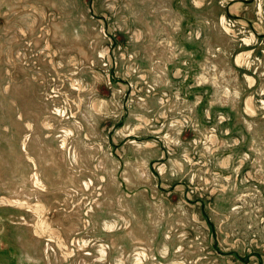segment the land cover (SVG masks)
<instances>
[{"label": "rangeland", "instance_id": "374dc122", "mask_svg": "<svg viewBox=\"0 0 264 264\" xmlns=\"http://www.w3.org/2000/svg\"><path fill=\"white\" fill-rule=\"evenodd\" d=\"M25 252L264 264V0H0V264Z\"/></svg>", "mask_w": 264, "mask_h": 264}, {"label": "bare ground", "instance_id": "6f19581e", "mask_svg": "<svg viewBox=\"0 0 264 264\" xmlns=\"http://www.w3.org/2000/svg\"><path fill=\"white\" fill-rule=\"evenodd\" d=\"M39 178H38V176H36L35 177V180L33 181V182H35V183H38V184H40V181L38 180ZM13 192H15V191H13ZM43 217V216H42ZM133 232V231H132ZM27 235V234H26ZM131 235H132V233H131ZM28 236V235H27ZM135 237V236H134ZM31 240V239H30ZM32 242H34V241H32ZM31 243V242H30ZM29 243V244H30ZM27 246V245H26ZM32 247V246H31ZM33 248V247H32ZM25 249H28V247L27 248H25ZM31 249V248H30ZM36 249V248H35ZM29 250V249H28ZM27 250V251H28ZM36 251V250H35ZM34 251V252H35ZM23 252V251H22ZM24 254V259H25V261L26 262H33V264L35 263V264H37L38 262H39V260H40V255L38 256H36V255H34V253H30V252H25V253H23ZM57 258V257H56ZM23 259V258H22ZM24 259H23V261H24ZM59 262V261H58ZM51 263V262H50ZM27 264H30V263H27Z\"/></svg>", "mask_w": 264, "mask_h": 264}]
</instances>
